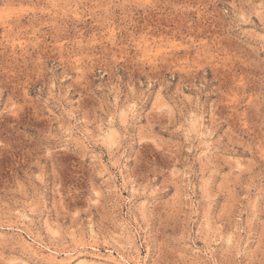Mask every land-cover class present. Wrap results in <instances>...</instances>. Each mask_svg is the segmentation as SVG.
I'll return each mask as SVG.
<instances>
[{"label": "rangeland", "instance_id": "374dc122", "mask_svg": "<svg viewBox=\"0 0 264 264\" xmlns=\"http://www.w3.org/2000/svg\"><path fill=\"white\" fill-rule=\"evenodd\" d=\"M0 264H264V0H0Z\"/></svg>", "mask_w": 264, "mask_h": 264}, {"label": "bare ground", "instance_id": "6f19581e", "mask_svg": "<svg viewBox=\"0 0 264 264\" xmlns=\"http://www.w3.org/2000/svg\"><path fill=\"white\" fill-rule=\"evenodd\" d=\"M121 262V261H120Z\"/></svg>", "mask_w": 264, "mask_h": 264}]
</instances>
